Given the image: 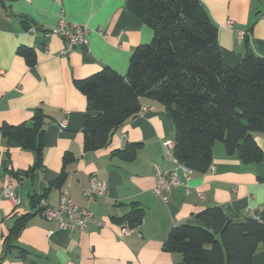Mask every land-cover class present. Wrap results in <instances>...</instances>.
<instances>
[{
  "label": "crops",
  "instance_id": "1",
  "mask_svg": "<svg viewBox=\"0 0 264 264\" xmlns=\"http://www.w3.org/2000/svg\"><path fill=\"white\" fill-rule=\"evenodd\" d=\"M202 2L219 27L227 64H238L250 52L264 57V0ZM62 9L69 21L90 28L88 44L67 55L60 54L65 42L56 33ZM229 20L233 28L227 26ZM153 34L129 10L127 0H0V127L31 124L38 107L47 114L40 166L36 150L23 148L0 130V174L14 177L21 198L15 206L0 191L3 264H179L183 254L164 248L175 226L212 227L213 219L201 213L214 206L237 221L263 207L264 132L255 133L262 161L243 163L217 140L211 163L215 169L193 170L189 191L184 186L172 189L168 202L153 191L156 166H175L164 146L166 139H174L175 125L162 103L141 98V111L113 133L109 145L86 150L87 97L74 81L104 67L125 75L134 50L150 43ZM21 46L35 49L33 66L18 53ZM64 119L66 127L61 126ZM132 143L141 145L134 159L116 153ZM93 176L108 183L105 196H84ZM65 186L77 205L93 212L95 220L84 229H60L39 209L42 198L58 204ZM132 202L144 208V218L122 238L126 224L113 218L130 212ZM25 215L28 222L19 234L13 233L16 220ZM254 264H264L263 244Z\"/></svg>",
  "mask_w": 264,
  "mask_h": 264
},
{
  "label": "trees",
  "instance_id": "2",
  "mask_svg": "<svg viewBox=\"0 0 264 264\" xmlns=\"http://www.w3.org/2000/svg\"><path fill=\"white\" fill-rule=\"evenodd\" d=\"M127 7L153 29V38L134 50L125 75L104 67L74 81L87 97L86 150L109 145L113 133L141 111V98L148 97L165 105L175 125L174 155L194 170L209 169L217 140L243 163L262 161L255 133L264 132V57L251 52L238 64H227L219 27L202 0H127ZM18 53L29 66L36 63L34 48L21 46ZM46 119L38 107L31 124L0 127L23 148L36 150V166L43 156ZM140 146L128 144L116 153L132 160ZM144 214L132 202L130 212L113 219L134 228ZM201 214L213 219L212 227L181 223L169 233L164 248L183 254L179 264H254L264 245V221L254 215L233 220L221 206ZM28 217H19L12 232L19 234Z\"/></svg>",
  "mask_w": 264,
  "mask_h": 264
},
{
  "label": "built area",
  "instance_id": "3",
  "mask_svg": "<svg viewBox=\"0 0 264 264\" xmlns=\"http://www.w3.org/2000/svg\"><path fill=\"white\" fill-rule=\"evenodd\" d=\"M229 28H233L232 20L227 22ZM90 28L85 24L74 23L69 21L64 10L60 12L58 26L56 33L59 34L65 42V47L60 51L61 55H67L73 51L77 46L88 44V34ZM52 31H48L47 35H50ZM242 38L243 34L238 33ZM145 110L148 108H144ZM66 119L61 122L62 127H66ZM167 155L173 157L175 166L171 169H163L160 166H156V183L153 191L156 195L160 196L165 202H168L169 192L180 186L186 187L187 191L190 189V181L193 173V168L179 161L175 155V140L166 139L164 141ZM211 170L215 167L210 165ZM17 183L12 175L0 174V191L3 196L9 199L15 206H19L21 202L20 195L17 191ZM109 191L108 183L96 176L91 177L89 186L84 188L83 194L87 198H97L99 196H105ZM203 197L202 195H200ZM39 209L45 219L49 221H55L58 228L75 231L84 229L91 222L95 220L93 212L86 208L77 205L71 198L68 186L63 187L61 190L59 203H50L47 199L42 198L38 202ZM264 205L258 212L253 215L264 221ZM131 227L127 224L122 228L121 236L124 238L131 232Z\"/></svg>",
  "mask_w": 264,
  "mask_h": 264
},
{
  "label": "water",
  "instance_id": "4",
  "mask_svg": "<svg viewBox=\"0 0 264 264\" xmlns=\"http://www.w3.org/2000/svg\"><path fill=\"white\" fill-rule=\"evenodd\" d=\"M39 29L41 30V28H39ZM251 54H252V53L250 52V53L247 54V56H250Z\"/></svg>",
  "mask_w": 264,
  "mask_h": 264
},
{
  "label": "rangeland",
  "instance_id": "5",
  "mask_svg": "<svg viewBox=\"0 0 264 264\" xmlns=\"http://www.w3.org/2000/svg\"><path fill=\"white\" fill-rule=\"evenodd\" d=\"M263 8H264V4H263Z\"/></svg>",
  "mask_w": 264,
  "mask_h": 264
}]
</instances>
